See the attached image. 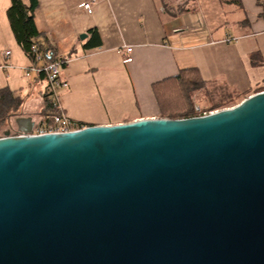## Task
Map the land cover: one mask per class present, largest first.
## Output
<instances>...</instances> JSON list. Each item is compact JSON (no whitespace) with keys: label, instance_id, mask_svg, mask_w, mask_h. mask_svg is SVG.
<instances>
[{"label":"water","instance_id":"obj_1","mask_svg":"<svg viewBox=\"0 0 264 264\" xmlns=\"http://www.w3.org/2000/svg\"><path fill=\"white\" fill-rule=\"evenodd\" d=\"M15 123L0 136V264H264V90L187 118Z\"/></svg>","mask_w":264,"mask_h":264},{"label":"crops","instance_id":"obj_2","mask_svg":"<svg viewBox=\"0 0 264 264\" xmlns=\"http://www.w3.org/2000/svg\"><path fill=\"white\" fill-rule=\"evenodd\" d=\"M86 1H93L92 12L82 6ZM10 5L0 0V89L21 97L22 116L36 122L45 117L48 82L28 70L33 60L15 38ZM34 18L41 43L69 59L60 102L85 125L161 117L155 87L183 68L197 67L206 81L240 93L264 82V71L243 89L235 77L240 64L264 69V0H38ZM93 30L100 43L87 47ZM17 116L9 120L15 126Z\"/></svg>","mask_w":264,"mask_h":264},{"label":"trees","instance_id":"obj_3","mask_svg":"<svg viewBox=\"0 0 264 264\" xmlns=\"http://www.w3.org/2000/svg\"><path fill=\"white\" fill-rule=\"evenodd\" d=\"M221 1L224 3H239V0ZM37 6L38 0H28V2L24 0H11V5L7 10V15L15 38L29 56L32 54L31 46L33 44L38 45L43 50L48 49L47 46L39 40L42 33L37 28L34 18V11ZM91 33L92 37L87 43V47L96 46L100 43L97 31L93 30ZM49 49L52 50L53 48L49 47ZM52 51L56 54L54 49ZM253 59L255 63H257V58L255 57ZM42 74L44 73L42 72ZM214 83L215 82L206 81L201 76L197 67L183 68L176 76L158 82L155 87V94L161 108V116L176 119L209 113L212 110L202 107H200V110L195 109L196 102L193 94L195 91L202 89L204 85ZM225 88L231 94L229 102L235 101L236 98H240L239 101H237L239 103L249 95L264 90V83L259 84L253 90H247L245 93L237 92L229 87ZM22 104L23 99L12 90L8 88L0 89V127L7 122L8 118L17 115V111ZM51 106V97L49 92H47L45 108L42 112L45 116L49 113ZM222 106L225 107L228 105L227 103H221L214 107L217 108Z\"/></svg>","mask_w":264,"mask_h":264},{"label":"built area","instance_id":"obj_4","mask_svg":"<svg viewBox=\"0 0 264 264\" xmlns=\"http://www.w3.org/2000/svg\"><path fill=\"white\" fill-rule=\"evenodd\" d=\"M82 6L89 12H92L93 1L83 2ZM132 49V46H124L122 51L131 52ZM10 53V51H6L5 54L8 57ZM31 53L33 66L29 67L28 70H37L45 74L52 106L49 113L44 118L35 122L30 134L40 135L46 133L70 132L84 128L86 125L83 122L72 119L65 113L60 102V91L68 85V82L61 77V72L62 68L69 62V59L62 55L54 54L50 49L43 50L36 44L31 46ZM131 60L132 58L130 56L124 58V62H130ZM41 61H43V63L39 65L38 63ZM8 66V64L3 65L5 68ZM196 110H200V108L196 107Z\"/></svg>","mask_w":264,"mask_h":264},{"label":"rangeland","instance_id":"obj_5","mask_svg":"<svg viewBox=\"0 0 264 264\" xmlns=\"http://www.w3.org/2000/svg\"><path fill=\"white\" fill-rule=\"evenodd\" d=\"M31 71L32 70H30V72ZM263 71L264 69L262 68H257V69L255 68L251 70L248 67V65L244 64L243 66L242 64H240V70L239 72H237V74H235V77L236 79L238 77V84L243 89V87L248 86L251 82L261 78V76H263ZM193 95H194V100L196 102L195 109L196 107L199 108L202 107L204 109H209L212 111L232 107L238 104L237 101H239L240 99V98H236L235 101L229 102V100L231 99L230 92L224 86H221L218 83L206 84L204 85V87H202V89L195 91ZM221 103H227L228 106L225 107L222 106L217 108L214 107ZM22 105L18 109L17 115L22 116L25 114V111L22 110ZM13 116L11 117L13 118ZM11 117L8 118L7 122L0 127V136H2L7 131H9L11 134L16 133L17 127L11 121H9L12 119Z\"/></svg>","mask_w":264,"mask_h":264}]
</instances>
